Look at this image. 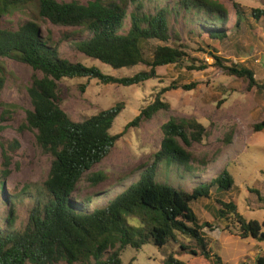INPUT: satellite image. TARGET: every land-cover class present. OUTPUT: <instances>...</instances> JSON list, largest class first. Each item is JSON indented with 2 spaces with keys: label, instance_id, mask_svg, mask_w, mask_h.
I'll return each mask as SVG.
<instances>
[{
  "label": "trees",
  "instance_id": "16d2710c",
  "mask_svg": "<svg viewBox=\"0 0 264 264\" xmlns=\"http://www.w3.org/2000/svg\"><path fill=\"white\" fill-rule=\"evenodd\" d=\"M146 1L0 0V19L12 10L35 3L42 19L54 25L79 26L89 31L85 39L74 41L84 55L117 69L139 64L148 66V69L131 76L106 74L96 65L63 57L57 45L42 36L39 23L33 19L23 22L18 28L0 26V58L13 59L35 71L27 86L31 108L26 110L18 129L35 132L38 147L52 157L50 170L41 185L25 184L18 193H14L6 188L11 171V157L7 150L16 152L19 142H6L0 138L4 154L0 168V208H5L0 216V264H123L121 253L129 246L139 249L152 242L162 247L171 241L179 242L180 236L190 240V243L180 242L181 251L203 256L213 264L222 263L221 256L209 245L204 231L205 226L213 225L209 221H199L192 203L200 198H210L214 187L219 191L231 190L234 178L227 168L210 180L193 178L191 190L186 191L157 181L154 167L144 165L137 179L103 204H95L90 199L79 201L73 195L84 177L93 184L107 179L104 172L87 174V171L110 153L129 128L139 126L159 111L170 108V104L162 99L166 91L178 87L189 91L197 85L196 82L181 86L173 83L163 87L155 99L117 134L110 130L123 109V103L82 121L73 120L61 107L59 81L64 78H96L101 83L129 86L157 78L160 66L183 64L187 60L189 54L185 45L179 42L180 35L170 22L169 11L171 13L173 8L159 7L151 11L146 8ZM129 5L132 6L130 11ZM235 7L238 23L242 18L239 13L241 7L239 3H235ZM176 11L201 15V32L204 30L211 40L227 38L229 32L224 26L227 10L219 1L178 0ZM128 16L130 26L124 31V21ZM250 16L264 28V7L252 8ZM171 39L177 45L168 44ZM144 40H159L165 44L156 45L148 59L142 45ZM211 49L210 54L217 65L228 74L247 80V88H264L252 69L223 59L214 45ZM205 68V65L197 66L199 70ZM0 73L1 133L8 126L4 122L11 117L7 113L12 104L1 99L6 82V73L1 67ZM81 87L84 89L85 85ZM263 128L264 122L254 126L255 131ZM161 130L163 137L152 164L158 166L164 162L189 169L193 154L183 143L189 146L193 141L200 142L206 127L196 119L170 117L161 125ZM256 192L260 199H264ZM25 199L29 202L28 215L25 222L18 225L17 204ZM217 202L220 207L215 213L216 220H226V226L236 229L242 239L264 241V221L248 219L238 211L237 202L233 199H217ZM128 216L137 217L139 225H130ZM256 263L264 264V253L257 256ZM161 264L189 263L169 253Z\"/></svg>",
  "mask_w": 264,
  "mask_h": 264
},
{
  "label": "rangeland",
  "instance_id": "374dc122",
  "mask_svg": "<svg viewBox=\"0 0 264 264\" xmlns=\"http://www.w3.org/2000/svg\"><path fill=\"white\" fill-rule=\"evenodd\" d=\"M217 1L227 10L224 26L229 33L222 41L211 40L204 30L201 32L203 20L201 15L184 11L178 13L176 11L178 0L146 1L145 6L151 11L159 7H168L169 10L173 8L171 13L169 11L171 25L177 29L180 35L179 42L185 45V50L189 54L183 64L158 67L157 78L129 86L101 83L96 78L85 77L64 78L59 81L61 107L75 121L85 120L101 110L123 103V109L110 130L112 134L120 133L142 108L155 99L163 87L173 83L179 86L197 83L196 87L189 91L182 87L166 91L162 99L170 104V108L159 111L139 126L129 128L116 141L110 153L87 171V174L104 172L107 179L93 184L84 177L73 195L79 201L90 199L95 204H103L137 179L145 168L142 167L144 165L148 168L154 167L157 181L186 191L191 190L193 178L210 180L223 168H227L234 178L232 189L219 191L214 187L210 198H200L193 202L192 206L201 223L209 221L213 225L205 226L204 231L209 245L221 256V264H257V256L264 253V241L242 239L236 229L226 226L228 223L226 220L220 218L216 220L215 213L220 207L217 199L222 201L233 199L237 202L238 211L248 219L264 221V199H260L256 192L258 191L264 198V128L254 130L255 125L264 122V88L257 86L247 88V80L228 74L224 68L217 65L210 52L211 46L214 45L220 57L249 67L254 71L258 82L264 84V28L250 16L252 8L264 7V0ZM235 3H239L241 7L239 13L242 18L238 23ZM131 8L129 5V11ZM30 19L37 21L42 36L57 45L61 55L73 62L96 65L102 72L118 77L131 76L140 70L148 69L145 64L117 69L84 55L77 49L74 41L85 39L89 36V31L79 26L54 25L42 19L38 15L35 3L26 8L12 10L0 19V26L18 28L20 24ZM129 26L128 16L124 21L123 30L127 31ZM159 44L165 42L159 40L142 42L148 59L155 46ZM168 44L177 45L173 39L169 40ZM200 65H205L206 68L197 69ZM190 66L195 68L190 69ZM0 67L6 73L1 99L6 104H12L10 112L7 113L11 117L4 122L8 126L0 133V138L3 137L6 142L13 140L19 142L16 152L7 150L11 157V171L6 180V188L18 193L25 184L41 185L50 170L52 157L38 147L35 132L18 129L24 121L26 110L31 108L27 86L30 85L35 71L32 67L9 58H0ZM82 85H85L84 89ZM1 112L2 107L0 114ZM170 117L179 120L196 119L206 127L200 142L193 141L189 146L183 143L193 154L189 169L174 164L166 165L164 162L158 166L152 164L163 137L161 125ZM5 146L7 147L6 143ZM3 155L0 140V168ZM28 204L27 199L17 204L16 224L25 222ZM4 210V207L0 208V216ZM127 220L130 225H139L137 217L128 216ZM179 240L168 242L162 247L152 242L144 244L139 249L129 246L121 253L122 262L161 264L169 253H174L189 264H213L203 256L181 251L180 242L190 243V240L183 236H180Z\"/></svg>",
  "mask_w": 264,
  "mask_h": 264
}]
</instances>
